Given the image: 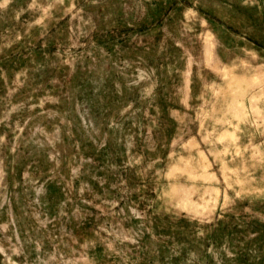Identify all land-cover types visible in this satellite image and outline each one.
<instances>
[{"label":"rangeland","instance_id":"374dc122","mask_svg":"<svg viewBox=\"0 0 264 264\" xmlns=\"http://www.w3.org/2000/svg\"><path fill=\"white\" fill-rule=\"evenodd\" d=\"M0 264H264V0H0Z\"/></svg>","mask_w":264,"mask_h":264}]
</instances>
